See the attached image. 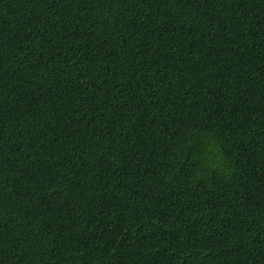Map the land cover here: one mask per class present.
Segmentation results:
<instances>
[{
	"label": "trees",
	"instance_id": "obj_1",
	"mask_svg": "<svg viewBox=\"0 0 264 264\" xmlns=\"http://www.w3.org/2000/svg\"><path fill=\"white\" fill-rule=\"evenodd\" d=\"M0 264H264V0H0Z\"/></svg>",
	"mask_w": 264,
	"mask_h": 264
}]
</instances>
